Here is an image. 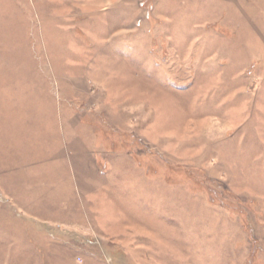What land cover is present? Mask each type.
Instances as JSON below:
<instances>
[{
	"label": "rangeland",
	"instance_id": "1",
	"mask_svg": "<svg viewBox=\"0 0 264 264\" xmlns=\"http://www.w3.org/2000/svg\"><path fill=\"white\" fill-rule=\"evenodd\" d=\"M0 264H264V0H0Z\"/></svg>",
	"mask_w": 264,
	"mask_h": 264
}]
</instances>
